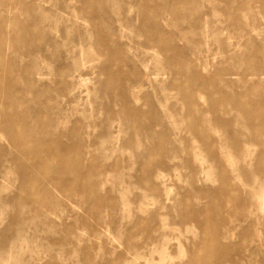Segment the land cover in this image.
I'll list each match as a JSON object with an SVG mask.
<instances>
[{
	"label": "rangeland",
	"instance_id": "374dc122",
	"mask_svg": "<svg viewBox=\"0 0 264 264\" xmlns=\"http://www.w3.org/2000/svg\"><path fill=\"white\" fill-rule=\"evenodd\" d=\"M87 2L0 9V264H223L181 216L217 212L222 170L241 189L220 214L225 242L244 239L228 264H264L250 224L264 220V176L244 170L264 148V0ZM23 183L39 195L28 205Z\"/></svg>",
	"mask_w": 264,
	"mask_h": 264
},
{
	"label": "bare ground",
	"instance_id": "6f19581e",
	"mask_svg": "<svg viewBox=\"0 0 264 264\" xmlns=\"http://www.w3.org/2000/svg\"><path fill=\"white\" fill-rule=\"evenodd\" d=\"M68 2V6L70 7L69 2H71V0H66ZM75 1H79L78 5L75 8H78V10L81 12H83V9L86 8V6L88 5V0H75ZM98 2L100 3V0H98ZM3 0H0V9L3 6ZM1 11V10H0ZM153 13H148L143 11L142 12V24L143 25H148L151 24V21L153 20V16H151ZM45 18V17H44ZM37 19L36 22L38 24H41L42 19ZM79 19V16L77 13L73 14V21L74 22H78L77 20ZM46 20V19H45ZM50 27V24L47 23ZM33 28V27H32ZM37 32V29H31L29 30V32H26L25 34H35ZM175 64H171L169 65V70L173 73V76L177 75V70L178 68L175 66H173ZM7 72V71H6ZM6 72H1L2 75L6 74ZM40 73L38 72L36 74V76H39ZM260 76L262 74H259ZM256 75L257 78L259 79H264V74L263 76H259ZM263 81V80H262ZM175 83V81L173 82ZM183 91H190V89L186 86L183 88ZM236 106L239 108L240 104L237 103ZM250 107L249 104H246L245 107L241 108V110L245 113L246 115V119L251 123L254 124L255 121L258 118V114H253L251 112L247 113V109ZM244 108L246 110V112L244 111ZM12 116L10 114L7 113L6 117H5V122H3L4 124H10L12 121ZM248 128V127H247ZM9 128H6V130ZM249 129V128H248ZM13 133L12 135H18L19 130L18 128H14L12 129ZM196 134H199L201 136V134L199 132H195ZM260 136L262 138H264V132H259ZM256 135V133H254V135L252 136V138ZM202 137V136H201ZM203 138V137H202ZM257 138V137H256ZM251 144V143H250ZM24 149L26 151H28L29 146L26 145L24 147ZM255 157V163L253 165V169H249V167H245L244 170L246 171V174H250V173H255L258 174V176H264V148H262V146L260 147L259 150H257V152L254 155ZM35 157V156H34ZM228 161V165L231 166L232 161L231 160H227ZM235 167V166H233ZM22 175L24 176H28V167H22ZM254 170V171H252ZM145 184L149 185L150 188H154L155 190H158V187L156 184H152L151 182H149V179L145 182ZM244 185V184H241ZM78 187H82L83 189L87 190V188H85L82 184H78ZM241 189L235 187V186H231L229 183V177L227 176V174L222 170L220 173V181H219V185L214 188L212 191H210L209 193V197L211 199V201L213 202V205H218V210H217V206L215 207V213L206 215L204 213V211L207 210V204H204L201 207H195V210H193L191 213H186L184 212L183 215L181 214V216L183 218H192L193 221L197 224V226L199 227V229L201 230V232L204 235L209 234L211 236V242L212 243H204L201 247L203 248V254H202V258H205V260L209 259L211 257V255L214 256L213 251L215 252H222L223 253V257L224 259V263L226 262L228 263H232L233 260L231 258V253L233 251H237L240 250L241 244H243L244 239H240V244H229L228 242H225L226 239L230 238L234 233L235 230L233 228L229 227V223L230 222H225L226 220L223 218L221 219L220 214H221V210L226 208L224 207V203L228 204V205H233L235 207H237L239 204L237 203V199L239 197V193ZM35 192L34 189H31V187L29 185H27L26 183H23L22 187H20L19 192H18V199H19V204L20 205H25V204H31L33 203V200L37 199L39 197V195H37L34 199H32L33 196H35ZM261 201L264 204V194L261 196ZM243 204L245 205H249L248 204V199L245 197L243 199ZM263 208V207H260ZM141 224H145L144 220H141ZM250 224L252 225H259L260 228L264 231V220L262 217H257L256 215H254L253 217H251L250 219ZM208 241V240H206ZM197 259V254L196 252H192V261L196 262ZM263 262H264V257H263ZM223 263V264H224Z\"/></svg>",
	"mask_w": 264,
	"mask_h": 264
}]
</instances>
